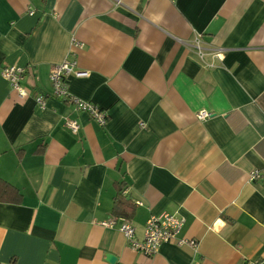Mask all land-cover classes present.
Listing matches in <instances>:
<instances>
[{
	"label": "crops",
	"instance_id": "1",
	"mask_svg": "<svg viewBox=\"0 0 264 264\" xmlns=\"http://www.w3.org/2000/svg\"><path fill=\"white\" fill-rule=\"evenodd\" d=\"M65 59L89 72L68 89L103 109L105 126L52 96ZM8 65L26 70V100L1 75ZM254 170L264 173V0H0V181L22 195L0 203V264L260 261ZM122 184L137 239L151 215L171 213L197 249L164 244L147 257L102 227Z\"/></svg>",
	"mask_w": 264,
	"mask_h": 264
},
{
	"label": "built area",
	"instance_id": "2",
	"mask_svg": "<svg viewBox=\"0 0 264 264\" xmlns=\"http://www.w3.org/2000/svg\"><path fill=\"white\" fill-rule=\"evenodd\" d=\"M71 44L80 47L83 46L75 38L72 39ZM193 47L197 49L199 57L203 59L205 52L201 47V38L199 35L194 39ZM214 56L219 61L225 59V53L223 51L215 52ZM25 72V69L15 65H8L1 71L3 78L9 82L12 90L21 100H26L31 94L30 91L22 85ZM73 75L77 78H85L89 76V72L79 69L77 61L74 60L65 59L62 63L55 65L50 73L52 96L73 103L77 110L87 113L100 126H105L107 124L108 115L103 109L93 103L73 97L70 94L67 79L69 76ZM35 100L41 109L46 108L47 105L44 95H36ZM210 116L211 114L209 111L204 110L198 113L197 118L199 121H202ZM65 126L74 134L78 133L80 129L79 122L70 118L65 119ZM141 127L145 128V125L142 124ZM263 178L264 173L260 170H254L249 173L250 181H258ZM184 224L185 219L176 214L162 213L160 215H151L145 225L143 238L139 240L136 238V229L133 223L128 219L112 217L100 223L104 228L118 229L127 239L133 250L147 257L157 255L164 244H175L179 247L189 246L197 249V241L179 238ZM251 264H264V259L255 261Z\"/></svg>",
	"mask_w": 264,
	"mask_h": 264
},
{
	"label": "trees",
	"instance_id": "3",
	"mask_svg": "<svg viewBox=\"0 0 264 264\" xmlns=\"http://www.w3.org/2000/svg\"><path fill=\"white\" fill-rule=\"evenodd\" d=\"M123 186L124 184L116 186L117 196L115 198L113 216L128 219L134 214V206L127 199V196L124 195ZM21 202L22 195L19 190L4 181H0V203L20 204Z\"/></svg>",
	"mask_w": 264,
	"mask_h": 264
},
{
	"label": "water",
	"instance_id": "4",
	"mask_svg": "<svg viewBox=\"0 0 264 264\" xmlns=\"http://www.w3.org/2000/svg\"><path fill=\"white\" fill-rule=\"evenodd\" d=\"M113 261V260H112Z\"/></svg>",
	"mask_w": 264,
	"mask_h": 264
}]
</instances>
